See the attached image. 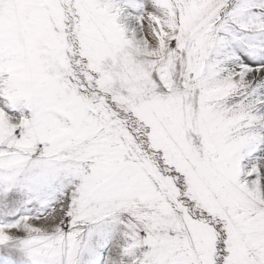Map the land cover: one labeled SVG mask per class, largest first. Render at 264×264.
<instances>
[{
  "label": "snow or ice",
  "instance_id": "1",
  "mask_svg": "<svg viewBox=\"0 0 264 264\" xmlns=\"http://www.w3.org/2000/svg\"><path fill=\"white\" fill-rule=\"evenodd\" d=\"M0 264H264V0H0Z\"/></svg>",
  "mask_w": 264,
  "mask_h": 264
}]
</instances>
